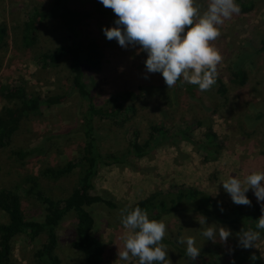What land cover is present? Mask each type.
Listing matches in <instances>:
<instances>
[{"label": "rangeland", "instance_id": "1", "mask_svg": "<svg viewBox=\"0 0 264 264\" xmlns=\"http://www.w3.org/2000/svg\"><path fill=\"white\" fill-rule=\"evenodd\" d=\"M240 1L236 0L239 7ZM73 2L87 11L100 4L98 0ZM50 4L51 0H0V23H5L8 28V43L0 49V83L24 86L28 93L41 95L50 103H45L39 113L27 116L20 112L16 104L0 95V112L9 109L19 118V129L9 146L0 148V189L22 184L24 177L32 174L39 176L41 186L49 194L63 197L73 190L81 167L77 166L67 176L57 180L44 178L40 171L45 166L62 165L69 159L78 160L81 156V137L70 134L68 138L69 134H65L66 128L74 130L76 125L77 92L67 58L58 65L44 68L36 61L35 55L66 42L68 38L61 21L52 20L41 24L36 47L28 50L21 44L25 11L32 6L47 8ZM207 4L208 0H195L200 12L206 9ZM112 22L102 18H87L83 22L87 33L96 37L103 46V58L93 72L95 101L103 110L113 111L119 102L133 105L135 109L120 118L96 121L101 151H124L129 140L134 138V130L138 131L139 140L144 141L149 137V127L153 124H164L172 135L173 143L165 142L139 159V170L117 165L102 166L91 193L107 191L117 199L133 203L157 192L196 187L202 195L221 201L225 211L236 206L244 207L233 204L220 183L229 175L243 181L250 172L264 170V124L248 135L240 127L242 115L250 111L246 102L250 99L264 100V52L254 64L246 66L248 80L244 85L231 80L230 65L238 54L246 50L245 46H260V38L264 37V0H255L249 11H243L240 7L239 14H233L218 26L219 36L211 41L222 57L216 73L228 89L226 99L216 100L214 96L202 94L204 100L216 108V112L190 99L184 86L175 84L167 88L159 73L148 74L145 79V53L138 47L123 49L115 40L109 41L104 37L102 26H111ZM122 94L125 96L122 97ZM53 95H60L54 104L49 100ZM198 120L204 125L198 126ZM207 124H211L216 133L218 144V156L214 159L210 156L209 161L199 147L201 140L205 139ZM185 125L191 126L190 135L195 143L178 135L177 131ZM49 136L52 138L48 139ZM42 140L51 145L38 158L21 163L12 154V149L33 147ZM246 195L251 203L258 204L251 190ZM22 202L28 216L41 215L42 210H39L33 198L22 194ZM262 204L264 202L258 205ZM88 208L95 217L96 234L105 249L103 264H137L133 257H129L128 261L118 258V251L123 248V237L130 231L121 225L118 213L96 204ZM4 217L0 210V219L4 220ZM200 218V213H173L165 214L158 220L163 219L166 224L164 236L176 240L181 246L185 245L180 244L178 238L191 236L195 245L213 247L224 264H230L237 251L257 252L264 258V233L261 230L255 247L244 250L236 246L239 235L236 228L208 218L207 224H219L230 231V236L224 242L206 241L200 235ZM75 226L74 213L59 225L56 253L61 264H85L81 253L71 244L77 238ZM12 242L15 264H38L34 252L40 247V242L30 244L23 236H16ZM168 256L171 264H176L178 259L173 249L168 250Z\"/></svg>", "mask_w": 264, "mask_h": 264}, {"label": "trees", "instance_id": "2", "mask_svg": "<svg viewBox=\"0 0 264 264\" xmlns=\"http://www.w3.org/2000/svg\"><path fill=\"white\" fill-rule=\"evenodd\" d=\"M255 0H241L240 7L243 11L253 8ZM74 5L73 0H51L50 6L40 8L32 6L25 11L21 27V44L26 49H33L39 43L40 27L43 22L61 21L67 41L58 43L53 48L40 51L35 55L36 61L44 68L58 65L66 59L68 61L72 83L77 92L76 125L74 130L66 128L65 134H77L82 139L81 156L78 160L69 159L62 165H49L41 169L40 175L47 179L57 180L67 176L77 166L81 167L73 190L67 196L54 197L40 184L39 176L27 175L22 184L11 188L0 189V210L5 214V219H0V264H15L12 259L13 238L23 236L30 243L40 242V247L34 252L38 264H61V259L56 253L58 249V228L60 223L71 213L76 217L77 238L72 241L74 249L79 251L85 264H103L105 249L96 234V220L89 210L91 205H101L118 213L127 207L129 210L140 207L145 210L149 219H160L165 214L173 213H200L206 218L236 228V231L252 229L256 231V219L261 215V206L252 202L251 206H236L228 211L224 210L222 202L208 195H202L196 187L178 188L175 191L157 192L133 203L115 198L110 192L104 191L93 194L94 180L102 166H126L139 170L138 160L149 152L167 143H173L170 131L164 124L150 125L149 137L144 141L139 140L138 131L134 130V138L128 142V147L121 152H102L99 145V130L97 120L106 118H120L123 114L134 110L133 105H124L119 102L113 111L103 110L95 101V83L93 72L99 67L103 58V46L100 41L87 33L83 22L87 18H102L113 21L114 14L111 9L97 4L89 11ZM8 28L5 23H0V49L8 43ZM260 46H245L243 52L231 61V80L237 84L247 83L248 74L246 66L254 64L264 52V37L260 38ZM177 86H184L188 97L197 101L205 109L216 112L204 100L202 94L214 96L216 100L227 98V87L222 78L216 74L215 84L207 91L198 90L197 86L177 81ZM213 90H215L213 92ZM0 95L8 102L16 104L23 115L36 114L47 103L46 99L38 94H30L24 86L0 83ZM125 95L122 94V97ZM60 95L49 98L54 102ZM264 100L250 99L246 102L249 113L242 115L243 123L240 127L245 134H252L264 124ZM198 126L204 125L201 120L196 121ZM205 139L201 140L199 147L204 152V158L209 161L218 155L216 133L211 124H207ZM19 129V118L12 110L0 112V148L9 146L12 137ZM191 126L181 127L177 133L186 140L194 142L190 135ZM75 131V133H73ZM52 137L49 136L48 139ZM175 142V140H174ZM195 143V142H194ZM48 142L40 141L33 147H17L12 149V154L18 161L38 158L46 153ZM211 156V157H210ZM22 194L31 197L42 210L41 215L28 216L23 209ZM41 208V209H40ZM222 209V210H221ZM264 233V230H261ZM264 236V235H263ZM161 243L166 251L171 248L177 254L176 264H224L217 251L211 246H197L200 254L191 261L185 255V246L176 240L164 236ZM252 256L256 259L253 260ZM166 264H171L168 253ZM230 264H264V258L257 252L237 251L234 253Z\"/></svg>", "mask_w": 264, "mask_h": 264}, {"label": "clouds", "instance_id": "3", "mask_svg": "<svg viewBox=\"0 0 264 264\" xmlns=\"http://www.w3.org/2000/svg\"><path fill=\"white\" fill-rule=\"evenodd\" d=\"M112 10L111 26L101 28L104 37L115 40L123 49L136 48L145 53L144 78L159 73L167 88L177 81L197 86L200 91L209 90L216 82V68L222 57L211 44L219 36L218 26L233 14H239L236 0H208L206 9L200 12L195 0H98ZM233 204L251 206L246 193L251 190L258 204L264 202V170L250 172L243 181L233 175L220 183ZM222 210V209H221ZM120 223L130 230L123 237V248L118 258L128 261L136 258L137 264H166L167 251L161 243L166 230L163 219H149L140 207L120 210ZM200 235L206 241L224 242L230 231L218 224H207L201 215L198 221ZM255 228L264 230V204ZM260 232L241 230L237 235V247L247 250L255 247ZM185 245V255L195 261L200 249L191 236L178 238ZM255 260L256 257L252 256Z\"/></svg>", "mask_w": 264, "mask_h": 264}]
</instances>
